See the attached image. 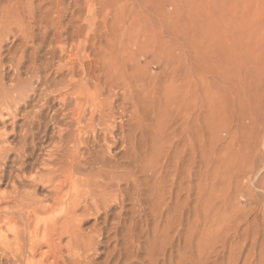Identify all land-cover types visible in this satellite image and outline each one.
Segmentation results:
<instances>
[{"label":"bare ground","instance_id":"1","mask_svg":"<svg viewBox=\"0 0 264 264\" xmlns=\"http://www.w3.org/2000/svg\"><path fill=\"white\" fill-rule=\"evenodd\" d=\"M65 1L0 0V104L27 120L21 109L40 86L43 103L20 134L27 158L42 152L41 168L37 158L29 180L9 172L14 191L0 194V264L215 263L222 238L210 253L207 147L220 133L231 151L248 150L240 168L231 162L236 192L248 180L264 204V157L261 166L253 156L264 137V0H186L184 41L173 27L182 42L99 45L81 43L79 0Z\"/></svg>","mask_w":264,"mask_h":264},{"label":"rangeland","instance_id":"2","mask_svg":"<svg viewBox=\"0 0 264 264\" xmlns=\"http://www.w3.org/2000/svg\"><path fill=\"white\" fill-rule=\"evenodd\" d=\"M65 2L67 3L68 0H66ZM179 2H180V4H179ZM179 2H178V5H181V0ZM66 3H64V5H61V9L64 6V10L66 9L65 12L68 15V14H71L70 11H73V9H72L73 7L70 8L69 3H68V5ZM175 4H176V0H79L78 9H77V7H76V9H77V11H79L81 13L77 12V15H76L77 17L74 18L75 19L74 22H75L76 26L78 25V27H80L79 25L85 24L86 28H84V30L80 31V30H78L79 28L75 27V25H74V28H70V29H72V30H70V32H72V31L74 32L75 28H76L75 33L79 32V31L81 33V35H80L81 37H79V39L82 41L81 43H83V44L88 43L89 45H91V44H98L99 45L100 43L105 44L106 42H109V40H110V43H111V40H114V41L117 40L119 42L126 41V42L132 43V44H134V43H141V44L145 43V44H147V43H153V42H175L176 39L178 40L177 36H173V34H175V29H176V32H178V36L181 37L183 35V37H181V38L179 37V39L184 41L182 38L185 37L186 32H187V30H186V27H187L186 19H188V15L186 13L187 7H185V6H187L186 0H182L183 6L181 5V8H180L181 10L179 9V12L175 11V9H176ZM65 6L66 7L68 6L70 9H68V7L66 8ZM80 14H82L83 16ZM84 18H85V20H84ZM86 20H88V21H86ZM180 21H181V26H180ZM65 23H67V21ZM177 29L180 30L181 33H179V31ZM120 30H122V31H120ZM115 31H118V33ZM119 31L121 33H119ZM78 34H77V36H78ZM122 34H124L123 37H121ZM102 36L104 38H102ZM79 39L77 37V39H76L77 42L75 41V44L78 43ZM83 40H84V42H83ZM88 40H90V42ZM181 40L176 41V42H182ZM102 41L105 43H103ZM114 41H112V43ZM117 41H115V42H117ZM69 43L71 44L73 42H69ZM58 52H57V56L55 58L59 60L60 56L58 55ZM82 54H83V52H81V54H79V55L82 56ZM18 57L19 56L17 55V58ZM151 57H152V55H148L147 62L151 61ZM147 62L145 61L144 58H142V65H145ZM158 71L159 70L151 69V72H153V73H158ZM27 78H29V76L28 77L25 75L22 76V80H27ZM34 87L35 86H33L31 88L33 89ZM41 89H42L41 86L39 88L37 87V90H39L40 93L42 91ZM39 92H38L37 96H35L36 98L32 96V100H31L32 103L30 102L29 105H27L28 108H27V106L26 107L23 106L21 109L22 115L27 114V117L28 116L31 117V118L28 117V119H27L28 121H31L32 118L35 116L37 117L39 112L42 110L41 107H42L43 103L41 101L42 97H41ZM37 101H38V103H37ZM34 102H35V104H33ZM4 106L5 105H3L2 103L0 104V164H1L0 165L1 166L0 172L2 171L1 173H3V175L0 173L1 174L0 177H4V178L6 177V179H7V176H9V174H10L9 172H11L10 177L16 176V175H19V176L22 175L21 177H24L25 179L29 180L31 178V176L34 175V172L33 171L31 172L30 161L32 160L31 163L34 164L36 162V159L38 158L40 160V162L36 163V165L37 164L40 165L42 163V159H43L42 155L43 154L41 151H39L40 155L38 157H34L35 159L32 157H31V159L27 158V156H29V153L32 151L31 147L25 148L24 150L21 149V146H22L21 145V139H23L22 137H25L24 135H26V133L28 131V126L27 127L25 126V125H27V120L21 115H18L17 119H14L12 116L8 115V113L11 114L12 111L8 112L6 106L5 107ZM34 106H36L34 108L35 110L33 109ZM38 107H39V109H38ZM31 110H33V111H31ZM41 120H43V119H41ZM210 124L212 126V123H210ZM212 127L214 128V125ZM210 130H211V128L208 131V136H210V138L207 139L209 146L211 145L209 143L212 140V138H211L212 135L209 134V132H211ZM22 133H23V136L20 137L22 135ZM224 135H225V133L224 134L220 133V137H219L220 143L223 142L221 140L225 139ZM262 136H261V138H262ZM38 138H40V137L38 136ZM221 138H223V139H221ZM261 138L257 143L258 147L256 145L254 146L255 152L253 153V156H254L256 163H257V161H259L257 164L263 166L264 165V163H263L264 162V158H263L264 153H263L262 149H264V146H263L264 145V139H263L264 137L262 138V141H261ZM36 142L38 143V142H40V140L36 139ZM211 143L213 144V145H211V147L213 146V148L207 147V154L209 155L208 156L209 158L207 157L208 158L207 160L210 163V165H209V163H207V170H208V168H210L209 169L210 173L207 171V176H208V179L210 181L207 179V182H206L207 201H209V202H207V204L209 206V207H207V209L209 208V210H210L209 216L207 217V228H208L207 229V236L209 238H211L209 241L210 243L208 242V239H207V243H208V247H209V248L208 247L207 248H208V251L210 253L212 251L211 248L213 247L212 245L214 244L213 242H214L215 237L222 238L221 244H218V246L216 245L217 246L216 249H218L217 250L218 255H216V254L214 255V260L216 259L217 261L213 264H264V208H263L264 204H262L263 201L261 203H259L260 206L258 205V203L255 204V198L253 199V196H252V194L255 193L254 191H256V193L260 192V191H258V189H256L252 185L250 186L249 185L250 182L248 180H243L241 182V184L243 183L242 184L243 186L241 185V187H243V188H239L240 193L239 192L237 193L236 191H238V189L235 190V188H234V185H235L234 182L236 183L235 171L238 170L237 169L238 167L236 165L239 166V165L246 163V160L242 159L240 156L244 157V155H245L248 158V155H246L248 150H247V152H245L246 151L245 149L240 151V150H238L239 146L238 147L235 146V147H237V151H236L235 150L236 148H234V146H233V150H235L234 151L235 153H234L233 150L231 151L232 144L230 147V143H231L230 140H228V141L224 140V142L221 145H219L220 143H218V141H217V144H216V139L215 140L213 139ZM218 145L220 146L219 149H217ZM262 146H263V148H262ZM38 147H39V145H38ZM223 147H225V148H223ZM16 149H19V150H16ZM20 149H21V153L23 151L24 152L27 151L26 153L23 152L25 155L20 154V152H19ZM220 149H221V151L224 149L225 152L227 149L228 150L230 149L229 151L227 150L230 155L227 154L228 155L227 156L225 153L221 152ZM16 151H18V153ZM213 151L215 152L214 155H213ZM216 151H218V152L220 151L224 156L226 155L225 156L226 158L227 157L229 158V159L227 158V160H226L228 162V164H226L227 162L224 161V159H226V158L223 157L222 154H220V152H219V154H218V152L216 154ZM238 151L243 152L244 154L239 152L237 154V156H235ZM260 153L262 155H260ZM17 154H18V156H17ZM26 154H28V155H26ZM218 155L220 157L222 156L223 159L218 158L219 157ZM19 156L21 158L24 157L23 158L24 161L27 160V161H25L26 163H28L25 166L26 167V169L24 170L25 172L24 171L20 172V169H19L20 168L19 167L20 166V164H19L20 158H19ZM259 156H260V158H263V161H262V159L260 160ZM236 157H238V158L240 157L241 162ZM246 157H245V159H247ZM215 158L217 159V161ZM28 159H30V160H28ZM218 159L220 161H218ZM232 159H234V160L232 161ZM235 159L238 160L239 162L235 161ZM222 161H224L223 165L221 164V163H223ZM261 161H262L263 165H262V163L260 164ZM219 162H221V163H219ZM231 162H234L236 165L234 163H231ZM216 163L219 165L218 167L214 166V164H216ZM229 165H230V167H229ZM36 167H40V166L37 165ZM216 167L219 169L222 168L224 170L223 175H220L222 173V171L219 169L217 171ZM239 168H240V166H239ZM230 169L233 170V172H231ZM14 170L15 171L17 170V171L15 172ZM230 172L233 176L231 177V175H230L227 177L226 175H229ZM212 175L215 177H213ZM227 178L231 182H232V179L233 180L235 179V180L231 183L230 181H228ZM6 179L2 178L3 182L0 181V194H3V195L9 194L12 191H14L13 187L10 185L11 182L9 181V177L7 179L8 181H6ZM215 180L216 181L218 180V182L219 181H221V182L217 183ZM3 183H5V185H3ZM215 183L217 184V186L215 185ZM223 183H225V184H223ZM226 183H228L230 185H228ZM245 183H247V184L249 183V184L246 185ZM221 184H222L221 189L223 192L226 191V194L220 190ZM208 185L210 186V188L208 187ZM212 185L213 186L215 185L214 188L216 187L215 188L216 191H213L214 188ZM226 185L229 188L231 186L232 189L230 188V190H229ZM16 187L19 188V192H22V193H24V192L25 193H32L34 191V189L32 187L29 188L28 185L24 186L23 188H22V186H19V185H16ZM224 188L226 189L225 191L223 190ZM217 190H218V192H217ZM228 190H229V192L233 191V192H236V194H240V195L236 196L235 193L234 194L231 193L232 196L235 195L231 198V194L230 193L227 194ZM215 192H216V195H217V193L220 194V192H222V194L224 196L222 194H221L222 197H221V195H220V197L218 195L216 196L214 194ZM248 192L250 193L249 195H248ZM208 193H209V195H208ZM38 194L40 195V194H42V192L38 191ZM241 194H242V196H241ZM41 196L42 195H40L38 197V199H41L42 198ZM223 197L226 199H224ZM220 198H221V200H220ZM217 199H219V200H217ZM232 199H233V201H232ZM235 199H237V200L234 201ZM216 200L219 203H217ZM249 202H251V203L254 202V204H251ZM216 203L219 204L218 205L219 209H217L218 207H217V205H215ZM220 203L222 204V207H221ZM0 204H2L1 200H0ZM214 205L216 206V208ZM11 225L13 227L15 226L13 223ZM11 225H8V227ZM228 227H230V228H228ZM14 228H19V225H16V227H14ZM229 230H231V231H229ZM220 232H222V233H220ZM215 233H217V234H215ZM201 236L202 235H200V233L197 234V239H196L197 243L199 241H201V239H200ZM10 239L12 240L11 234H10V237L8 240H10ZM180 242H181L180 248L183 251H185L186 246L184 243V239H182V241H180ZM176 245H177V243H176ZM209 245H211V246H209ZM219 253H220V255H219ZM0 257H1V254H0Z\"/></svg>","mask_w":264,"mask_h":264}]
</instances>
